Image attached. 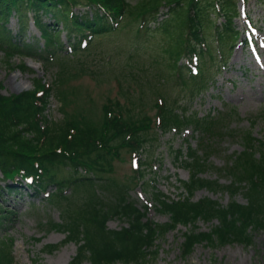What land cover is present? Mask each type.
<instances>
[{"label": "trees", "instance_id": "16d2710c", "mask_svg": "<svg viewBox=\"0 0 264 264\" xmlns=\"http://www.w3.org/2000/svg\"><path fill=\"white\" fill-rule=\"evenodd\" d=\"M241 1L245 4L246 0ZM235 2L138 0L132 5L128 0H0V51L6 63L20 57L45 66L57 56L73 61L99 49L104 55L102 39L126 31L130 25L136 26L134 40L162 38L164 59L149 64L157 69L162 66L165 73L160 75L147 74L136 48L127 51L122 47L125 52L116 55L123 57L118 61L107 55L103 67L111 69L116 63L107 79L115 80L121 90L122 83L128 87L123 103L108 99L98 119L85 110L71 115L64 111L60 121L46 113L55 93L65 102L62 85L71 75L64 66L55 85L41 78L29 91L0 94V181L4 183L0 184V197L16 193L18 188L29 196L45 195L62 215L61 222H50L49 227L65 234L63 244L76 245L74 264L85 260L91 264H145L158 252L157 239L178 225L186 227L180 245L185 256L201 243L214 247L249 242L252 231L264 227V134L257 138L251 129L230 128L234 110L204 115L191 110L193 102L201 101L228 67L234 48L247 42L244 31L233 23L240 16ZM47 15L52 23L43 21ZM11 19L17 25L14 34L7 27ZM29 20L38 29L39 39L30 38L27 43L23 36ZM59 23L61 30L56 26ZM63 33L66 42L61 40ZM18 68L25 70L23 65ZM80 70L88 74L84 67ZM132 85L138 92L130 93ZM167 85L181 88L169 95ZM148 106L155 110L153 118L144 112ZM188 129L200 142L195 148L188 145L185 152L174 151L175 162L188 170V178L179 180L176 195L170 196L157 188L148 158L159 136L181 135ZM227 136L236 139L241 150L229 155L224 167L215 168L219 176L228 177L222 184L219 176L209 179L203 174L213 168L210 158L216 151L215 140ZM123 150L137 162L131 179L151 189L155 207L167 215V222L158 224L147 218L148 207L141 209L129 199V186L106 176L113 171L115 160H121ZM144 153H149L148 158L143 159ZM62 168L67 174L60 177ZM49 186L54 191L47 192ZM67 188L72 189L69 195ZM88 188L92 192L98 188L100 194L94 191L89 197L73 198V192ZM200 189L226 191L230 200L225 205L208 196L194 200ZM237 194L244 196L245 203L237 201ZM5 211L0 206V225L8 217ZM113 217L126 224L109 228L107 222ZM199 220L216 223L205 232L198 229ZM57 246L48 244L44 250L53 251ZM12 247V238L0 240V264H13Z\"/></svg>", "mask_w": 264, "mask_h": 264}, {"label": "rangeland", "instance_id": "374dc122", "mask_svg": "<svg viewBox=\"0 0 264 264\" xmlns=\"http://www.w3.org/2000/svg\"><path fill=\"white\" fill-rule=\"evenodd\" d=\"M128 1L134 5L138 0ZM236 5L237 9L239 8L240 16H236L233 23L237 30L244 31V37L248 42L243 45L239 43L234 48L229 58L228 67L219 73L215 79L214 87L205 93L204 98L201 101L196 99L193 102L191 110L200 115L216 112L229 113L234 110L235 114L230 118V128L238 131L251 129L253 136L260 138L264 134V2L257 3L255 0H246L244 4L241 0H237ZM43 21L52 23L49 15L45 16ZM56 26L58 30L62 29L60 23ZM7 27L14 34L17 28L16 21L11 19ZM135 28L136 26L130 25V27L127 26L126 31L103 38L101 45L104 53L106 50L104 55L99 49L93 50L89 54L80 55L73 61H66V59L57 56L51 64L45 66L36 60L20 57L12 58L6 63L7 59L0 51V94L9 96L29 91L33 88V83L41 78H44L47 83L54 84L59 77L61 67L64 66L65 71H69L71 75L68 82L62 85L65 102L62 103L55 93L50 98L46 113L53 121H60L64 111L71 115L85 110L92 112L98 119L101 107L107 103L108 99L119 100L123 103L124 92L128 87L127 84L122 83L123 90H121L115 80L107 79L110 70L116 68V63L111 66V69L110 67L106 68V65L105 68L103 67L108 59V54L113 55V61H118L122 55H116L125 52L121 50L122 47H125L127 51L130 48H136L139 53L137 58L140 62L145 63L148 69L147 74L165 73L162 66L159 69L154 66L149 67L151 60L161 61L164 59L161 49L162 38L156 35L146 42H144L145 38L134 40L133 30ZM30 38L39 39L38 29L31 20L26 23L23 36L27 43ZM61 40L66 42L64 33L61 34ZM39 46H42V42H39ZM20 65H23L25 70L18 68ZM32 65L37 67L34 69ZM83 67L88 72L87 75L80 70ZM21 81L27 85L25 88L17 90L16 85ZM179 88L181 87L172 88L167 85L165 92L169 95H176L180 91ZM131 91L138 92V89L132 85L130 93H133ZM135 112L137 109L134 110ZM144 112L152 118L155 114V110L149 106L144 109ZM191 134L192 132L188 129L181 135L169 133L159 136V143L154 142L151 158L147 157L149 153L142 154L143 159L148 158L149 172L156 176L157 188L170 196L176 195L179 180L188 178V170L175 162L174 151L182 149L185 152L188 145L195 148V145L200 142V137L195 134L191 136ZM156 143L159 145L157 146ZM215 144L216 151L210 158L213 168L203 174L209 179L218 177L219 173L215 168L224 167L227 157L241 150L240 143L228 136L215 140ZM156 158L158 159L155 160ZM135 167H137V162L134 157L123 150L121 160H115L113 171L106 176L118 184L129 186L127 190L129 199L133 200L135 205L141 209L144 206L148 207L147 218L158 224L167 222V215L158 212L155 207L149 193L151 189L142 187L136 178L131 179ZM66 174L67 172L63 168L58 172L60 177ZM219 178L222 184L228 182L226 176H219ZM0 184L4 185L1 181ZM54 189V186H49L47 192L54 191ZM91 189L88 188L87 191L78 193L73 192V198L89 197L94 191L100 194L98 188L93 192ZM71 191L70 188L65 189L67 195L71 194ZM27 193L24 189L18 188L16 193H2L0 197V206L5 208L8 216L0 225V240L4 237L12 238L13 264H74L76 245L73 242L63 244L65 234L49 227L50 222H61V211L50 205L45 199V195L40 193L33 197ZM204 196L216 199L224 205L230 200V195L226 191L210 192L207 189L197 190L193 199L197 200ZM235 198L238 202L245 203L246 199L242 194H237ZM215 223L216 221L199 220L196 224L199 230L206 232ZM125 224L126 221L120 217H113L107 222L111 229L120 228ZM185 229L184 225H178L159 237L156 241L158 248L156 256H151L145 264H264V227L253 230L249 242H230L214 247L201 243L196 245L192 253L186 256L182 254L180 248L183 241L182 232ZM48 244H57L58 246L53 251H46L44 249ZM80 264L91 263L85 260Z\"/></svg>", "mask_w": 264, "mask_h": 264}, {"label": "bare ground", "instance_id": "6f19581e", "mask_svg": "<svg viewBox=\"0 0 264 264\" xmlns=\"http://www.w3.org/2000/svg\"><path fill=\"white\" fill-rule=\"evenodd\" d=\"M6 1V0H5ZM242 2V1H241ZM236 3V2H235ZM40 16V15H39ZM235 20V19H234ZM235 22V21H234ZM38 66V65H37ZM36 65H32V67H34V68H36L37 67ZM26 83L25 82H23V81H21L20 83H18L17 85H16V88H17V90H21V89H23V88H25L26 87ZM68 258H70V255H68Z\"/></svg>", "mask_w": 264, "mask_h": 264}, {"label": "water", "instance_id": "95a60500", "mask_svg": "<svg viewBox=\"0 0 264 264\" xmlns=\"http://www.w3.org/2000/svg\"><path fill=\"white\" fill-rule=\"evenodd\" d=\"M36 65H38V64H36ZM35 69V68H34Z\"/></svg>", "mask_w": 264, "mask_h": 264}]
</instances>
